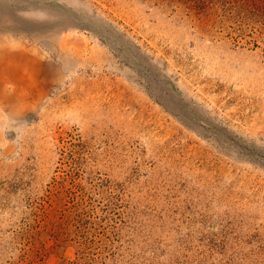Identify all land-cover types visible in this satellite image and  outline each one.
Masks as SVG:
<instances>
[{
    "label": "rangeland",
    "instance_id": "rangeland-1",
    "mask_svg": "<svg viewBox=\"0 0 264 264\" xmlns=\"http://www.w3.org/2000/svg\"><path fill=\"white\" fill-rule=\"evenodd\" d=\"M0 264H264V0H0Z\"/></svg>",
    "mask_w": 264,
    "mask_h": 264
}]
</instances>
